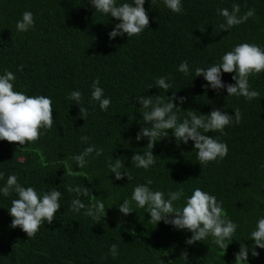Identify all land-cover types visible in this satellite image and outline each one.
<instances>
[{
	"label": "trees",
	"instance_id": "16d2710c",
	"mask_svg": "<svg viewBox=\"0 0 264 264\" xmlns=\"http://www.w3.org/2000/svg\"><path fill=\"white\" fill-rule=\"evenodd\" d=\"M233 4L239 5V15L250 9L254 15L224 31L219 27L224 18L218 9L231 11ZM144 7L149 28L139 36L110 41L108 32L115 18L95 13L85 0H0V74L5 69L14 74L15 91L51 97L54 117L52 128L42 130L44 134L32 144L0 141V187L9 175H16L23 186L62 193V207L54 221L44 222L32 238L10 226L7 208L15 193L0 196V264H234L240 247L237 240L225 250L211 243V238L187 245L190 232L162 221L155 225L143 209L121 214L115 204L130 199L133 186L146 179L153 181V190L165 194L182 188L191 195L193 188L200 187L215 195L223 201L224 215L238 225L236 238L250 247L249 264H264V249L245 241L257 218L264 216V74L249 77L250 89L259 96L247 101L227 96L224 89L219 95L211 89L206 92L203 77L177 71L183 61L190 70L219 63L237 44L264 48V0H182L180 14L168 10L162 0H146ZM24 11L33 13L35 25L21 33L15 25ZM232 75L223 73V81L235 83ZM160 76L172 85L167 93L151 88ZM94 80L111 99L106 112L90 99ZM73 90L82 94L85 118L79 106L67 99ZM175 91L187 98L178 113L181 120L190 109L197 115L208 114L213 107L229 115L240 110L241 122L226 126L223 135L205 133L227 144V156L200 165L193 142L177 145L170 135L155 144L154 167L145 171L131 166L132 155L147 150L146 139L135 140L146 126L135 97L153 95L155 99L161 94L167 100ZM84 136L87 143L81 141ZM89 145L102 148L101 156L93 154L83 169L69 159L68 166L80 175H68L65 159ZM112 156L124 160L131 183L126 177L112 183L114 174L107 169ZM69 185L88 187V196L79 198L85 205L102 200L105 215L96 220L85 215L86 209L73 212L71 201L76 194L66 190ZM176 203L183 206L184 201ZM112 244L118 246L115 258L109 251ZM255 250L258 255L253 257Z\"/></svg>",
	"mask_w": 264,
	"mask_h": 264
},
{
	"label": "clouds",
	"instance_id": "9594fccd",
	"mask_svg": "<svg viewBox=\"0 0 264 264\" xmlns=\"http://www.w3.org/2000/svg\"><path fill=\"white\" fill-rule=\"evenodd\" d=\"M146 0H128L117 4L116 0H85V3L95 9V13L115 18L114 27L108 32L109 40L117 37L127 36L131 38L139 36L146 28H149V14L144 4ZM163 5L172 13L180 14L183 11L182 0H162ZM240 7L233 4L231 11L227 8L218 9V15L224 18L219 27L228 31L232 27L247 21L254 15V10L239 15ZM110 20V21H111ZM35 25L33 13L24 11L21 19L16 22L17 32H27ZM177 71L189 76L194 72L195 77H203L205 81L202 88L211 89L220 94V90H226L227 96L244 97L252 101L259 96V93L249 87V77L252 75L264 74V48L256 44L241 43L235 45L231 51L225 52L219 63L209 67L195 66L190 70L187 61L178 65ZM223 73H234L231 79L235 83H225L222 79ZM15 76L11 71L4 70L0 74V141L18 142L20 146L32 144L44 134L42 130L52 128L54 117L51 97L45 95H27L21 91L14 90ZM99 80L92 82L91 101L97 102L99 109L108 111L111 99L104 95V90L99 87ZM156 87L167 93L172 85L168 78L160 76L155 80L151 88ZM150 88V89H151ZM135 97L140 105L138 109L142 118V126L135 136L137 142L147 140L146 151L136 152L131 157V166L145 171L156 164L153 148L162 139L174 137L177 145H187L193 142V150L196 153V160L200 165H207L210 162L223 160L228 154V146L216 137L205 133L219 132L224 134L226 126L238 125L241 122V112L234 110L229 115L221 108L213 107L208 114L197 115L193 110H187V115L182 120L178 113L186 102V97L177 96L173 92L168 99L164 96L154 95ZM67 99L73 101L80 108V114L85 118L87 109L81 107L82 94L78 90L70 91ZM171 130V133L169 132ZM81 141L87 143L88 137H81ZM102 148L89 145L83 152L71 155L64 161V169L68 175H80L68 166V160L75 161L78 169L85 168L89 158L101 156ZM264 167V165H261ZM124 160L120 157L113 158L107 162L108 172L114 174V180H123L125 177L128 184L133 177L127 170ZM3 174L0 173V178ZM151 179L144 183H137L133 186L130 199H124L115 204L118 211L127 216L136 212L135 209H143L150 216L149 221L155 225L163 222L179 231L190 232L191 235L185 241L187 245H194L197 242H204L211 238V243L217 248L225 250L233 240L240 242L239 251L235 253L234 264H249L250 247L236 238L238 225L224 215L223 201H218L215 195L202 190L200 187L193 188L191 195H185L184 189L168 191L166 194L160 190H153ZM69 193H75L76 198L71 201V210L79 212L86 209L85 215L98 220L105 215V204L102 200H95L85 205L79 197L88 196V187L67 186ZM15 193L16 198L11 200L7 208L12 217L11 227L20 228L29 238L35 236L39 227L44 223L51 224L56 214L61 209V191L50 189L48 191H37L32 186H23L18 183L16 175H9L5 184L0 187V196L8 197ZM166 196V198H165ZM183 199V206L176 202ZM134 205V207H133ZM112 207V206H111ZM110 208V207H109ZM255 249H264V216L257 218L255 228L249 233V239ZM251 245V246H252ZM110 254L115 258L118 254V246H110ZM256 257L258 253L251 251Z\"/></svg>",
	"mask_w": 264,
	"mask_h": 264
}]
</instances>
